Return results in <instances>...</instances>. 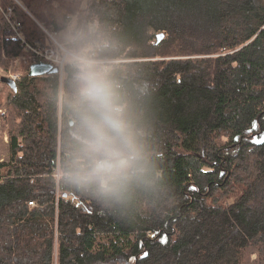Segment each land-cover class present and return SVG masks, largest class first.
<instances>
[{"label": "trees", "instance_id": "trees-1", "mask_svg": "<svg viewBox=\"0 0 264 264\" xmlns=\"http://www.w3.org/2000/svg\"><path fill=\"white\" fill-rule=\"evenodd\" d=\"M0 0V264H264V0H86L113 29L130 97L151 122L171 208L124 223L62 182L78 120L30 77L48 31L84 0ZM11 8L25 44L10 38ZM163 39L157 43V35ZM254 257V258H253Z\"/></svg>", "mask_w": 264, "mask_h": 264}, {"label": "clouds", "instance_id": "clouds-1", "mask_svg": "<svg viewBox=\"0 0 264 264\" xmlns=\"http://www.w3.org/2000/svg\"><path fill=\"white\" fill-rule=\"evenodd\" d=\"M116 48L113 29L86 0L61 19L56 56L66 86L54 95L75 111L78 146L57 176L91 193L103 214L133 223L160 205L171 208L174 190L158 163L162 151L152 143L145 109L125 87Z\"/></svg>", "mask_w": 264, "mask_h": 264}, {"label": "built area", "instance_id": "built-area-1", "mask_svg": "<svg viewBox=\"0 0 264 264\" xmlns=\"http://www.w3.org/2000/svg\"><path fill=\"white\" fill-rule=\"evenodd\" d=\"M3 17H4V21L6 23V28L7 31L10 34V38L12 39H17L19 41H21V43L24 45L25 44V40L23 39L20 31H19V23H17L16 20V16L14 15L13 11L11 8H7L6 11H2ZM44 32L46 33V35L48 37H50L51 39V33L53 31H48L46 29H44ZM56 42H54V45H48L46 47H29L28 45H26V47L32 51V53L43 59L45 61V63L51 64L54 67H56L58 69V74L60 76H62L63 74V70H64V66L59 62L57 56H56V46H55ZM63 77V76H62ZM10 79H12L15 83L19 80L18 77L16 75H10L9 76Z\"/></svg>", "mask_w": 264, "mask_h": 264}, {"label": "rangeland", "instance_id": "rangeland-1", "mask_svg": "<svg viewBox=\"0 0 264 264\" xmlns=\"http://www.w3.org/2000/svg\"><path fill=\"white\" fill-rule=\"evenodd\" d=\"M14 1H15L16 4L19 5V7H21L23 10H25V8L18 2V0H14ZM50 33H51V36H52L53 39H51L50 37L47 36V41H46L45 47L48 46V45H54V42H56V35H57L58 32H54L53 31V32H50ZM55 46H56V44H55ZM39 47H41V46H39ZM11 64L12 65L10 66V68H9V70L7 72L3 71L0 68V77H2V76L9 77L10 75H16L18 77V79L20 78V74L21 73L18 70H16L17 67L20 65V59L19 58L14 59ZM62 76H64V73L62 74ZM62 76H60V79H62ZM3 89H4V87L0 84V90H3ZM7 144H8V137H7L6 132L5 131H0V163L8 161L9 154H8V149H7L8 145Z\"/></svg>", "mask_w": 264, "mask_h": 264}, {"label": "water", "instance_id": "water-1", "mask_svg": "<svg viewBox=\"0 0 264 264\" xmlns=\"http://www.w3.org/2000/svg\"><path fill=\"white\" fill-rule=\"evenodd\" d=\"M163 39V34L157 35V43ZM59 71L56 67L51 64L40 62L37 64L31 65L28 71L30 77L44 76L47 74H57ZM0 82L7 85L14 92L16 91V83L9 77H0Z\"/></svg>", "mask_w": 264, "mask_h": 264}]
</instances>
